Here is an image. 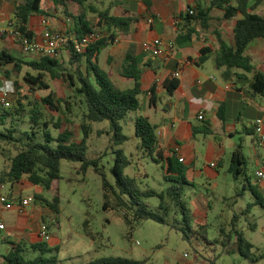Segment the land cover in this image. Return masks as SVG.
<instances>
[{
    "label": "trees",
    "instance_id": "1",
    "mask_svg": "<svg viewBox=\"0 0 264 264\" xmlns=\"http://www.w3.org/2000/svg\"><path fill=\"white\" fill-rule=\"evenodd\" d=\"M89 0H52L54 8L59 9L68 4H77L82 7L83 13L77 18L74 25V38L82 40L86 35L95 30L105 31L106 36L91 44L86 52L78 53L75 49L74 41L69 40L64 51L68 53V59L64 62L63 53L60 58L43 57L38 61L26 62L10 54L6 49L0 53V65L5 67L8 64L14 66V73L22 75L25 67L36 72L34 75L27 72L23 75L24 83L31 91H50L51 87L46 78L52 80H64L74 89L75 98L80 100L84 107L83 123L81 129L83 139L80 143L71 141L73 132L65 128L63 118H48L43 110L34 109L30 112L31 132L21 133L18 129L10 128L0 131V152L9 156L10 166L0 174V185H15L27 177L34 186L41 187L44 191H52L54 184L61 179L62 161L81 163V171L85 174L90 167H94L95 172L102 177L104 191V209L115 208L122 214L124 221L135 228L144 221H154L163 225H170L173 229L182 232L184 238L190 240L193 233L194 214L186 201V187L191 186L187 178V168L174 156H165L159 147L157 128L150 119L145 116L136 118V137L140 141L139 149L150 157L156 164L160 165L164 172L165 181L170 186L157 192L151 189H141L136 179L127 176L125 171L131 165L130 158L124 150L114 148L121 146L128 141L124 134L122 123L128 122L132 113L138 112L142 108L140 96L143 94L141 78L142 63L144 57L137 55L135 47L132 46L127 52L123 66L122 76L134 81V87L121 89L117 87L109 74L104 71L98 61L97 55L110 46L116 36L127 34L130 31L134 18L116 17L106 11L87 6ZM264 0H210L209 5L198 2L195 7H190L186 14L181 15L178 25L179 35L177 45L185 47L191 45L193 35L197 33L196 24L203 29H208L213 21L211 12L214 9L223 12L224 21H236L234 26L233 45H228L220 41V49L214 54L216 67L223 71L224 78L231 80L234 75L238 79H247V74H253L250 83L251 90L255 96L264 98V73L259 72L254 66L252 59L246 55L248 46L256 41H264V15H260L257 10ZM50 10L42 6V0H25L16 11L13 28L25 36L31 38L33 33L28 29V23L33 15L48 17ZM97 16V22H92L88 13ZM209 50H202L200 61L208 59ZM242 72V73H240ZM235 73V74H234ZM8 74V73H7ZM19 86V82H16ZM180 86V80L176 78L167 79L164 87L168 94H174ZM155 88H152V92ZM64 100H56L54 92L43 98V106L48 111L66 114L61 110L60 104ZM68 111L72 110V104L65 101ZM19 106L11 109H3L0 115V124L5 125L7 118L15 114L22 115L25 111L23 102H18ZM222 109V108H220ZM108 123L106 131L98 134L111 136V146L116 155L112 173L116 178V185L110 184L105 174L99 168L101 158L88 160L86 152L88 150L87 141L92 134V126L95 123ZM60 130V134L55 138L50 132V128ZM43 133L44 142H38L36 138ZM57 142L56 147L51 143ZM1 144L12 147L16 151L15 156L9 155L2 150ZM109 148V149H110ZM248 159L238 149L230 162L229 171L238 179L240 176L247 178L248 187L252 190L256 203L264 207V198L258 188L252 186L247 177ZM158 198L160 203L157 211L152 210L146 203L150 198ZM36 200H42L36 196ZM112 200V201H111ZM113 200L116 204H112ZM46 205L56 214L61 212V200L57 194L52 200L43 199ZM250 205L247 208L249 211ZM237 219L235 216L231 222L230 232L222 230L223 254H239L245 259L258 262L264 259V253L256 255L254 245L248 241L243 233L237 229ZM88 228V221L85 222ZM252 227H255L252 225ZM91 236V232H87ZM34 252L35 257L29 259L28 252ZM59 248H51L48 243L40 242L27 247L23 244L15 245L7 255L0 256V264H59ZM146 261H135L121 257H108L91 261L87 264H145ZM210 264H216L212 261Z\"/></svg>",
    "mask_w": 264,
    "mask_h": 264
},
{
    "label": "crops",
    "instance_id": "2",
    "mask_svg": "<svg viewBox=\"0 0 264 264\" xmlns=\"http://www.w3.org/2000/svg\"><path fill=\"white\" fill-rule=\"evenodd\" d=\"M24 2L25 0H0V53L6 49L26 62L38 61L36 56L22 54L20 44L11 36L17 8ZM103 2L110 4L106 10L111 15L131 17L134 22L129 33L116 36L118 42H113L102 51L106 53L102 63V52L97 55V61L117 87L128 89L134 87V81L122 76L124 58L132 46L137 55L144 57L141 78L143 98L140 97L142 108L138 114L149 118L156 126L162 153L166 157L171 155L176 160H184L181 163L187 168L190 190L203 188L208 191L207 187L218 190L222 177L220 169L226 167L228 174L230 173V162L238 149L249 164L257 160L262 146L258 142L254 123L264 114V98L255 96L251 90L253 74H247V79H238L233 75L228 81L224 78L223 71L216 67L214 60V54L220 49V41L233 45L236 21L222 20L223 12L214 9L211 12L213 21L210 27L203 29L196 24L197 33L193 35L191 45L179 47L176 43L179 30L175 20H179L181 15L186 14L198 2L209 5L210 0H89L86 5L103 11L98 8ZM42 6L51 9L50 15H33L30 18L28 29L33 37L41 38L45 29L44 20L50 23L53 30L66 31L74 36L75 22L83 13L81 6L68 4L67 10L65 7L56 9L52 0H42ZM257 12L264 15V1ZM88 17L92 22H97V16L91 12ZM155 39H162L167 45L174 46L169 59L142 50L143 43ZM203 49L210 51L205 62L200 61ZM246 55L252 59L256 69L264 73V41L252 42ZM63 59L64 62L68 59L66 51ZM3 68L4 88L10 92L14 102V66L8 64ZM178 71L180 86L170 95L164 82L173 78ZM152 88H155L154 92ZM200 113L204 114L201 121L198 119ZM212 164L215 166L212 167ZM9 166L10 162L6 168ZM258 171L264 172V169ZM238 179L245 180L244 189L249 188L245 176ZM258 180L259 187L264 192V183L261 182L264 178ZM7 188L10 191L5 195L2 191ZM5 189H0V226L4 225V228H0V256L7 255L20 243L29 247L42 242L39 233L43 224L48 226L52 236L49 246L60 249L62 241L56 238L52 228L56 224L61 230L58 217L62 214V207L60 214L56 215L43 201L47 198L44 190L30 183L27 177L13 186L5 185ZM36 196L42 200H36ZM3 197L7 199L6 203L1 202ZM28 197H33L34 202L21 213L19 206ZM196 203L197 206H211V201L207 200Z\"/></svg>",
    "mask_w": 264,
    "mask_h": 264
},
{
    "label": "rangeland",
    "instance_id": "3",
    "mask_svg": "<svg viewBox=\"0 0 264 264\" xmlns=\"http://www.w3.org/2000/svg\"><path fill=\"white\" fill-rule=\"evenodd\" d=\"M103 3L98 5V8L105 11L110 4ZM105 54L102 52L100 63ZM27 72L36 75L34 71L25 68L22 75L14 73L13 76L15 82H19V86L13 83L16 91L12 110L19 106V101H22V108L25 111L20 117L17 114L8 117L5 125L0 124V131L16 128L21 133H30V112L39 109L43 110L48 118L55 120L63 118L65 128L73 132L71 141L80 143L83 139L81 124L84 107L80 100L75 98L74 89L67 81L52 80L48 77L46 79L51 87L50 91H31L23 81V75ZM4 75V68L0 67V90L5 89ZM51 91L54 92L56 100H64L60 107L66 114L48 111L43 106V98ZM140 97L143 98L142 95ZM67 100L73 105L71 111H68L65 103ZM2 113L0 110V115ZM138 116V112L132 113L128 122L122 123L128 141L114 149L124 150L131 160V165L125 171L127 176L136 179L141 189H151L160 193L166 190L170 183L165 181L162 167L139 149L140 141L136 137L135 123ZM107 127V122L95 123L92 126L93 131L87 141L86 157L88 160L101 158L99 163L101 172L105 174L110 184L116 185V178L112 173L116 155L110 148L111 136L98 134L106 131ZM50 132L55 138L60 134V130L53 127L50 128ZM36 140L44 142L43 133ZM51 146L56 147L57 142L53 141ZM1 148L7 153L11 152L9 155L16 154L8 145L1 144ZM8 163L9 156L0 152V174ZM260 169H264V147L260 148V157L253 160L247 170V177L255 188L260 184L256 175ZM220 172L222 177L218 190L207 187L208 191L203 188L191 191L190 187H186V201L194 214L193 233L188 240L184 238L182 232L170 225L154 221H144L131 229L119 210L113 207L104 209L102 177L95 172L94 167H90L84 174L81 171V163L62 161L61 179L54 184L52 191H44L48 199L52 200L59 194L61 200L62 214L58 217L61 230L56 224L52 228L56 238L62 241L57 254L59 264H87L108 257L146 261L145 264H210L212 261L216 264H264V259L253 262L239 254L222 253L221 231L224 229L230 232L231 222L235 216H238L237 229L254 245L256 255L264 253V207L255 204L256 198L250 188L244 189L246 183L244 179H234L230 173L228 174L226 167L221 168ZM261 182L264 183V180ZM9 191L7 188L2 193L6 195ZM259 191L264 198V192L260 187ZM206 200L211 201L210 207L201 204L197 206V201ZM146 203L152 210L157 211L160 200L154 197L146 200ZM112 204H116V201L113 200ZM250 205L253 206L247 211ZM86 221L89 224L88 228L85 227ZM88 231L91 232V236L88 235ZM27 257L33 259L34 252H28Z\"/></svg>",
    "mask_w": 264,
    "mask_h": 264
},
{
    "label": "built area",
    "instance_id": "4",
    "mask_svg": "<svg viewBox=\"0 0 264 264\" xmlns=\"http://www.w3.org/2000/svg\"><path fill=\"white\" fill-rule=\"evenodd\" d=\"M43 24L45 29L40 39L35 37L29 38L21 32L15 30L12 26L11 36L20 44L22 54L32 57L36 56L38 59L43 57L60 58L61 53L65 50L66 44L69 40H73L76 51L83 54L91 44L102 40L106 36L105 31L95 30L79 41L66 31L53 30L47 20H44ZM179 24L180 20H175V25L177 27ZM117 42L118 40L115 39L114 43ZM173 49L174 46L167 45L162 39H155L151 42H145L142 44V50L144 52L153 53L155 56L162 57L166 60L171 57ZM173 78L179 79L180 71L176 72L173 75ZM13 103L14 102L10 92L5 89L0 90V107L3 109H11ZM198 119L200 121L203 120L204 114L200 113ZM254 127L258 136V142L262 147H264V114L255 121ZM180 161L183 162L184 160L180 159ZM214 166L215 164H212V167ZM256 175L259 179L264 178L263 171H258ZM0 189H5V186L0 185ZM1 202L6 203L7 199L5 197L1 198ZM33 202V197L23 199L19 206L20 212L23 213ZM0 228H4V225H1ZM39 236L42 242L49 243L51 241L52 236L46 224L41 226Z\"/></svg>",
    "mask_w": 264,
    "mask_h": 264
}]
</instances>
